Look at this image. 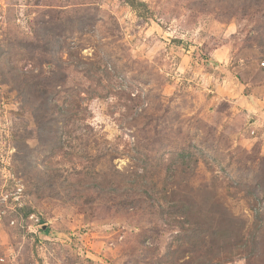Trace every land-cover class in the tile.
<instances>
[{
  "label": "rangeland",
  "instance_id": "374dc122",
  "mask_svg": "<svg viewBox=\"0 0 264 264\" xmlns=\"http://www.w3.org/2000/svg\"><path fill=\"white\" fill-rule=\"evenodd\" d=\"M137 1L144 6L134 10L127 0H0V259L13 254L17 264L185 261L181 254L168 259L177 229L147 205L128 213L125 205L114 208L108 201L126 204L132 196L123 189L101 197L89 190L95 171L84 158V133H73L78 139L70 141L62 123L52 125V87L30 97L9 82L11 73L20 82L38 79L42 85L68 76L57 99L64 101L69 89L83 93L78 102L90 135L103 136L117 149L114 164L121 171H140L139 158L149 151L196 145L203 151L196 183L220 179L216 189L247 222V237L253 232L252 203L221 183L258 184L260 230L252 236L262 242L259 256L243 252L223 264H264V133L252 135L254 115L243 104L264 103V0ZM66 49L94 64L101 82L69 67ZM217 51L223 55L218 62L212 59ZM129 96L139 101L128 102ZM135 114L146 116L133 121ZM53 143L60 148L54 150ZM97 149L94 143L89 153L97 156Z\"/></svg>",
  "mask_w": 264,
  "mask_h": 264
},
{
  "label": "trees",
  "instance_id": "16d2710c",
  "mask_svg": "<svg viewBox=\"0 0 264 264\" xmlns=\"http://www.w3.org/2000/svg\"><path fill=\"white\" fill-rule=\"evenodd\" d=\"M127 3L134 10H137L139 6H144L137 0H127ZM82 26L85 28V25L82 24ZM83 28L80 31H84ZM55 37L59 44L62 36L57 34ZM66 54L68 56L66 63L69 64V67H73L82 74L89 73L88 79L96 80V76H100L99 69L94 64L91 65L78 56V54L80 55L78 50L66 49ZM89 65H91L90 69H88ZM56 69L60 73L63 69L62 65H58ZM57 71L54 72L55 76L59 74ZM42 74L44 73L42 72ZM9 78V82L16 87L18 92L30 97L38 98L41 96L40 94L44 93L40 92L42 86H46L47 89L52 87V125L54 126L55 122L57 125L62 123L63 127L66 128L63 134L69 135L70 141L78 139L72 137L73 133L77 131H81L85 135V139L80 137L85 142L86 156H83L91 164L93 172L95 171L89 190H98L97 194H101V197L104 193L115 195L120 189H123L125 195H131L132 199L127 200L126 204H117L114 199H109L112 207L120 206L122 208V205H125L127 208L125 207L124 210L130 213L137 210L139 203H143L148 206L151 214H159L162 222L172 229H177L166 253L168 259L175 258L176 254H181L185 260L183 264H223L232 261L235 255L243 252L246 254L249 252L247 256L250 258L259 256L262 242L259 241L258 236H252L254 230L256 233L260 230L258 224L260 209L257 207L259 201L258 184H248L244 180L234 179H223L221 183L227 188L234 189L236 193L242 194L241 199L244 201L252 203L250 210L254 212L253 232H250L247 237V222L232 212L216 189L220 179L212 177L206 184L196 183V173L201 161L200 154L203 152L196 145L181 144L170 150L159 151L157 154L149 151L139 158L142 162L140 171H121L114 164L115 160L119 158L116 153L117 149H112L111 143L103 136L94 138L93 135H90V132L93 131L92 126L86 123L87 115L82 109V104L78 102V98H81L83 93L69 89L64 101L59 102L57 99L56 96L61 93L58 90L65 86L68 76L64 77L63 75V79L52 81V85L50 83L42 85L38 79L23 83L18 77L11 76V73ZM101 80L100 78L96 81L100 83ZM126 100L132 101L133 104L139 101L131 96L127 97ZM129 116L123 115L122 117L129 120ZM145 116L135 114L132 120L137 121ZM58 131H56L54 138H58ZM186 137H190V135L187 134ZM94 143L96 146L99 144L100 148V150L97 149V156L89 153ZM53 144L54 150L60 148L58 143ZM242 153V157L247 154L243 150ZM74 154L71 153V157ZM76 155L79 156V154ZM135 159L138 158L131 160ZM252 162L256 163L253 160ZM262 162L264 163V158ZM104 163H108L106 164L108 167L103 165ZM163 174L164 179L158 180L157 176L160 177ZM229 196L234 198V195ZM171 264L176 263L172 262Z\"/></svg>",
  "mask_w": 264,
  "mask_h": 264
},
{
  "label": "crops",
  "instance_id": "0c3cea01",
  "mask_svg": "<svg viewBox=\"0 0 264 264\" xmlns=\"http://www.w3.org/2000/svg\"><path fill=\"white\" fill-rule=\"evenodd\" d=\"M222 55L221 51H217L212 59L216 62H218V58ZM260 105H259V104ZM257 104L252 103L251 101H246L244 104V108H246L247 112H249L250 116L252 117V120L250 121L252 126H255L257 129V126L260 127V129H257L259 131H262L264 133V103L258 102ZM263 106V107H262ZM257 120V121H255Z\"/></svg>",
  "mask_w": 264,
  "mask_h": 264
},
{
  "label": "built area",
  "instance_id": "2783aa9c",
  "mask_svg": "<svg viewBox=\"0 0 264 264\" xmlns=\"http://www.w3.org/2000/svg\"><path fill=\"white\" fill-rule=\"evenodd\" d=\"M251 132H252V135H255L257 133V129H253V130H251ZM18 192L21 193L22 192V189L19 188L18 189ZM0 264H17V261H16V258L14 257L13 254H9V255H7L5 257H2L0 259Z\"/></svg>",
  "mask_w": 264,
  "mask_h": 264
},
{
  "label": "water",
  "instance_id": "95a60500",
  "mask_svg": "<svg viewBox=\"0 0 264 264\" xmlns=\"http://www.w3.org/2000/svg\"><path fill=\"white\" fill-rule=\"evenodd\" d=\"M46 227H47V226H44L43 228H45V229H46Z\"/></svg>",
  "mask_w": 264,
  "mask_h": 264
}]
</instances>
